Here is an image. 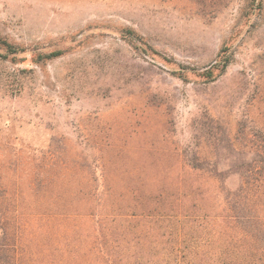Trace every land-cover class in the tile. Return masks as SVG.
<instances>
[{"label": "rangeland", "instance_id": "1", "mask_svg": "<svg viewBox=\"0 0 264 264\" xmlns=\"http://www.w3.org/2000/svg\"><path fill=\"white\" fill-rule=\"evenodd\" d=\"M0 39L17 48L0 45V211L20 264H75L52 248L79 233L116 262L129 242L185 264L154 243L181 222L182 247L203 244L232 165L264 161V0H0Z\"/></svg>", "mask_w": 264, "mask_h": 264}, {"label": "trees", "instance_id": "2", "mask_svg": "<svg viewBox=\"0 0 264 264\" xmlns=\"http://www.w3.org/2000/svg\"><path fill=\"white\" fill-rule=\"evenodd\" d=\"M0 45L7 48L8 54L17 52V48L3 39H0ZM56 54V52H52L47 54V57ZM195 168L201 167L196 166ZM231 168L234 173L238 174V184L232 192L229 191L230 193L225 194L224 203L228 212L223 211L216 214L215 217H218L217 225L206 233L204 243H192L187 247H182L178 241L184 231L178 219L176 222H180V227L175 230L178 241L165 247L154 243V252L162 249L166 254H170L179 253L186 249L187 255L182 257L185 264H264V161L258 164L253 162L246 166L232 165ZM213 170L217 174L219 169L215 167ZM221 182L223 183V180ZM6 217L5 213L0 211V264H20L21 253L29 250V245L21 241V235L17 234V228L16 233H13V238H9ZM173 217L176 216L169 215L164 218L171 220ZM73 218L67 213L49 215L45 217L42 227L46 230L45 233L51 235L49 230L54 229V224L57 228L66 230V223H68L66 221L69 220L70 224ZM161 220L158 218L156 224ZM72 226L76 225L72 224ZM157 230L158 227L155 231L157 232ZM53 240L57 242V237ZM60 240L66 242L65 249H62L59 243H54L59 246L53 248L47 243H40V245L44 249L52 248L61 251L62 255L74 254L72 259L76 260L75 264H88L87 262L90 264H144V259L137 253L136 244L128 242L126 246L118 245L119 248H122V254L116 262V259L107 253L105 245L98 246L94 243L86 245L85 236L81 233L73 240L69 239L68 236L60 237ZM92 250L96 252L98 258L94 262L91 259L86 261L85 255H90ZM81 252L84 259L77 258ZM67 261L68 257L60 259L58 262L59 264H67ZM153 264L156 263L153 262Z\"/></svg>", "mask_w": 264, "mask_h": 264}]
</instances>
